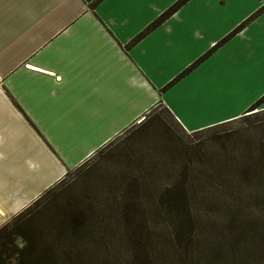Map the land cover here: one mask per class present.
<instances>
[{"label":"crops","instance_id":"crops-1","mask_svg":"<svg viewBox=\"0 0 264 264\" xmlns=\"http://www.w3.org/2000/svg\"><path fill=\"white\" fill-rule=\"evenodd\" d=\"M177 1L0 0V228L155 106L198 132L264 95V0H186L136 39Z\"/></svg>","mask_w":264,"mask_h":264},{"label":"rangeland","instance_id":"rangeland-1","mask_svg":"<svg viewBox=\"0 0 264 264\" xmlns=\"http://www.w3.org/2000/svg\"><path fill=\"white\" fill-rule=\"evenodd\" d=\"M247 112L187 132L155 106L43 194L0 263L27 236L58 264H264V103Z\"/></svg>","mask_w":264,"mask_h":264},{"label":"trees","instance_id":"trees-1","mask_svg":"<svg viewBox=\"0 0 264 264\" xmlns=\"http://www.w3.org/2000/svg\"><path fill=\"white\" fill-rule=\"evenodd\" d=\"M185 1L186 0H178L177 2H175L170 8H168L163 14H161L155 21H153L146 28L145 32H142L139 36H137L136 39L142 37L145 33L149 32L151 29H153L158 24H160L162 21H164L166 18H168L171 14H173L175 11H177V9ZM237 30H238V28H237ZM190 68H188L186 71H188ZM262 103H264V95L259 100H257L249 109L250 110L254 109ZM48 190H46L44 193L48 192ZM163 193H165L168 197H170L172 199L171 203H173V205H175L178 202H179V204H181V202L183 203V201H184V203H187L188 199H187V196L185 195V193L180 194V192H179V194H178L176 191L173 192V190L171 188L165 190ZM43 194L39 198H37L33 203H31L29 206L24 208L20 213H18L16 216H14V218L12 220L5 223L0 228V239H2L4 237H6V238L8 237V241H9L8 243H13V239L11 238V236H13V237L14 236H20V233H22L20 228H21L22 223L26 220L25 216L28 215L30 212H33V209L36 208L37 205L39 204V202L41 201ZM25 240H26L27 244H25L21 248H17V247L15 248L16 249L15 254H16L17 259H18L17 264H58L59 258L56 255L55 251L53 249H51V247H48V246L34 247L31 243L29 237L26 236ZM6 244H7V242H6ZM6 244L3 243V246L5 247ZM7 248H9V247H7ZM9 249L12 251V248H9Z\"/></svg>","mask_w":264,"mask_h":264},{"label":"bare ground","instance_id":"bare-ground-1","mask_svg":"<svg viewBox=\"0 0 264 264\" xmlns=\"http://www.w3.org/2000/svg\"><path fill=\"white\" fill-rule=\"evenodd\" d=\"M254 111H252V112H247L246 114H248V113H253Z\"/></svg>","mask_w":264,"mask_h":264},{"label":"water","instance_id":"water-1","mask_svg":"<svg viewBox=\"0 0 264 264\" xmlns=\"http://www.w3.org/2000/svg\"><path fill=\"white\" fill-rule=\"evenodd\" d=\"M252 110V109H251Z\"/></svg>","mask_w":264,"mask_h":264}]
</instances>
